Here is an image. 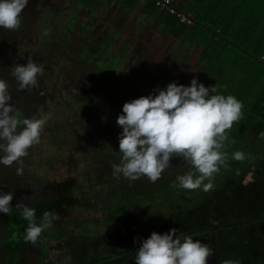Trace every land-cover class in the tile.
<instances>
[{
  "label": "trees",
  "instance_id": "obj_1",
  "mask_svg": "<svg viewBox=\"0 0 264 264\" xmlns=\"http://www.w3.org/2000/svg\"><path fill=\"white\" fill-rule=\"evenodd\" d=\"M172 1L179 12L193 17L191 25L156 6L154 0H29L19 29H0V79L8 83L19 117L41 119L50 106L69 111L64 118L52 114L53 124L47 128V139L53 138L51 134L64 138L61 152L70 183L65 194L73 196L79 183L76 167L80 168L86 185L77 194L79 207L104 210L113 222L101 235L66 237L49 264H65L67 257L70 264L124 263L132 258L124 255L137 251L143 239L172 228L208 244L222 264L227 260L264 264V150L244 161L232 159L234 152L251 145L264 148L260 136L264 132V0ZM102 9L126 11L129 17L138 11L142 23L148 22L147 30L174 37L179 44L168 59L178 67H187L200 48L193 66L198 81L206 87L217 85L218 94L234 95L243 103L242 117L228 130L229 142L222 149L228 160L216 174L225 178L221 186L193 205L173 206L162 222H139L132 202L164 194L178 185L177 176L194 169L174 157L155 183L146 177L136 181L115 178L112 165L121 160L122 128L117 118L107 117L110 110L118 117L124 103L176 81L172 73L153 76L150 59L143 58L146 48L139 54L142 63L117 68L126 73H117L116 67L109 71L118 55L130 59L131 49L142 38L131 36L130 42L116 48L115 37L96 30ZM129 29L128 23L121 34ZM30 58L43 66L44 74L38 88L18 91L12 68L26 65ZM40 143L29 149L21 164L0 165V191L14 192L15 206L21 202L36 205L61 195L56 180L40 179L33 169ZM17 167L22 174H17ZM6 215L0 213V262L14 264L15 256L5 244Z\"/></svg>",
  "mask_w": 264,
  "mask_h": 264
},
{
  "label": "clouds",
  "instance_id": "obj_2",
  "mask_svg": "<svg viewBox=\"0 0 264 264\" xmlns=\"http://www.w3.org/2000/svg\"><path fill=\"white\" fill-rule=\"evenodd\" d=\"M29 0H0V29L17 30ZM44 68L31 58L27 64H16L12 76L18 91L39 87ZM9 92L8 83L0 79V165L11 168L21 164L29 149L40 143L47 118H20ZM243 103L234 95L218 94L217 85L206 87L193 78L189 85L169 83L152 94L124 103L117 125L119 164L112 165L115 178L136 181L146 177L157 182L171 165L174 157L185 160L194 171L176 177L184 190L213 189V180L227 166V153L222 151L229 142L228 130L242 117ZM264 138V132L260 133ZM245 153L232 154L235 161H244ZM18 175L22 169L17 167ZM207 181V183L205 182ZM15 193L0 191V213L15 211L27 221L23 240L36 245L54 227L58 216L44 211L37 220V209L27 203L12 207ZM25 200L27 197L24 198ZM172 228L164 234L153 232L140 242L134 264H208L213 251L208 244ZM65 264H70L67 257ZM224 264H240L227 260Z\"/></svg>",
  "mask_w": 264,
  "mask_h": 264
},
{
  "label": "rangeland",
  "instance_id": "obj_3",
  "mask_svg": "<svg viewBox=\"0 0 264 264\" xmlns=\"http://www.w3.org/2000/svg\"><path fill=\"white\" fill-rule=\"evenodd\" d=\"M47 13H49V11H47ZM98 16L100 22L95 26L97 32L103 31L104 33H110V37H115L117 41L116 48L130 42L131 36L142 38V40L138 41L137 45L131 49L130 59H128L129 56H127V58L123 56L122 58L118 55L115 60H112V63L110 62L109 66L111 68L109 71H111L113 67H116V71L117 68L120 67L127 68L136 61L140 64L144 60L143 58L147 57L150 59L148 63L150 65L149 69L153 71L154 77L162 74L158 72H166L171 67L169 63L172 62L168 58L169 55L172 54L169 48L173 44V38L159 35L153 29L147 30L148 22L142 23L138 11L133 12L129 17L126 11L102 9L98 12ZM128 23L130 25L129 31L126 32V34H121V31ZM145 48L146 51L142 58L139 54ZM190 64L191 62H189V66H191ZM157 66L160 67L158 68ZM117 73H126V70L121 68ZM195 77V73H179L178 71L172 73V80L179 83L190 82ZM49 109V112L42 113V118L47 119L42 133L43 140L35 149L36 156L33 159V169L40 179L56 180L60 186L59 191L61 195L55 200L31 205L30 207L37 209L38 222L44 211H53L58 216V219L54 222V227L44 234V238L36 245H32L31 243H25L23 240L27 221L23 220L15 211L12 215H6L9 229L6 233L7 238L5 244L9 252L15 256L14 264H49V259L52 258V254L56 252V248L66 237L71 234L101 235L106 233L113 225V222L106 218L104 210H89L79 207V196L77 194L81 187L86 185L84 175H82L83 173L80 168L76 167V176L79 183L78 186L73 189V196L65 194L70 183L66 178L68 175L63 153L61 152V146L63 144L62 139L64 138L59 137L58 139V135L51 134L53 138L51 140L47 139V136L50 135L47 128L53 124L52 114L56 113L58 115L59 113L60 116L64 118L69 111L63 110L64 108L62 107L55 106H50L48 110ZM73 111L72 109V112ZM107 118H111L112 121H115L118 117L110 110L108 111ZM263 150V146L256 149L251 145L250 148L243 149L242 152L245 154L248 153L251 158H254ZM250 178L251 177L248 176L247 181L250 180ZM224 180L225 178L222 176H215L213 180L214 187L208 192L199 189L193 191L184 190L179 188L178 185H174L164 194L157 193L154 198L133 201L132 206L134 213L138 216L139 222H162L168 216L173 206L179 204L193 205L197 203L214 189L221 186ZM205 182L207 183V181ZM12 207L15 209L14 202H12ZM0 264L4 263L0 262Z\"/></svg>",
  "mask_w": 264,
  "mask_h": 264
},
{
  "label": "crops",
  "instance_id": "obj_4",
  "mask_svg": "<svg viewBox=\"0 0 264 264\" xmlns=\"http://www.w3.org/2000/svg\"><path fill=\"white\" fill-rule=\"evenodd\" d=\"M166 36V35H165ZM173 38V44L171 45V47L169 48V50L171 51V52H173L176 48H177V46H178V42H177V40L174 38V37H172ZM177 42V43H176ZM200 53H201V49L199 48L198 50H195L194 51V53H193V55H192V57H191V59L189 60V62H191V66H189V62H188V66L187 67H182V68H179V67H177L175 64L173 65L172 63H169V65L171 66L166 72H164V71H162V72H158V73H162V74H166V73H174V72H179V73H195V75H196V79H199V73L198 72H196L194 69H193V66H194V64H195V62L197 61V59L199 58V55H200ZM158 67V66H157ZM160 67V66H159ZM158 67V68H159ZM160 75V74H159Z\"/></svg>",
  "mask_w": 264,
  "mask_h": 264
},
{
  "label": "built area",
  "instance_id": "obj_5",
  "mask_svg": "<svg viewBox=\"0 0 264 264\" xmlns=\"http://www.w3.org/2000/svg\"><path fill=\"white\" fill-rule=\"evenodd\" d=\"M154 1H155L156 6L164 8L171 13L177 14L181 18L182 22L189 24V25L193 23V17L190 15H186L185 13L179 12L176 9V7L173 6L172 0H154Z\"/></svg>",
  "mask_w": 264,
  "mask_h": 264
},
{
  "label": "flooded vegetation",
  "instance_id": "obj_6",
  "mask_svg": "<svg viewBox=\"0 0 264 264\" xmlns=\"http://www.w3.org/2000/svg\"><path fill=\"white\" fill-rule=\"evenodd\" d=\"M138 251V250H137ZM135 252L136 251H134V252H130V254L129 255H124V257H127V256H129V257H132V258H129V261L127 260V262H124V263H118V264H134V260H135ZM130 259H133V260H130ZM98 264H110V262L108 261V262H100V263H98ZM208 264H222L221 262H220V259L214 254V252L212 253V255L210 256V258H209V261H208Z\"/></svg>",
  "mask_w": 264,
  "mask_h": 264
}]
</instances>
